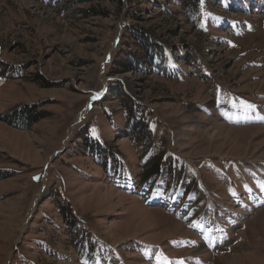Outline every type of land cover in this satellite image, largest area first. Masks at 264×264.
Wrapping results in <instances>:
<instances>
[{
  "label": "rangeland",
  "instance_id": "374dc122",
  "mask_svg": "<svg viewBox=\"0 0 264 264\" xmlns=\"http://www.w3.org/2000/svg\"><path fill=\"white\" fill-rule=\"evenodd\" d=\"M176 3L0 0V264H264V0Z\"/></svg>",
  "mask_w": 264,
  "mask_h": 264
},
{
  "label": "trees",
  "instance_id": "16d2710c",
  "mask_svg": "<svg viewBox=\"0 0 264 264\" xmlns=\"http://www.w3.org/2000/svg\"><path fill=\"white\" fill-rule=\"evenodd\" d=\"M171 1L174 2V0H171ZM175 1L177 2L176 4L178 5V7L181 10V13L187 18V21L196 25L199 23L201 17L206 14L205 10L215 8L216 4H218L222 0H175ZM145 54H146V52H145ZM147 55H149L148 52H147ZM143 58H145V60H147L146 59L147 56L143 57ZM127 72H129V71H127ZM124 108H126V104H124ZM33 109L34 108L31 107L29 109L28 108L27 109H20L19 111H17V113H21V114L24 113V115H25L24 116V123H26L25 124L26 126H33L40 119L47 117V113H44L41 111L36 112ZM126 110L128 112L127 108H126ZM133 110L134 109L132 108L128 112V125H129V127H133L134 131L138 135L140 133H143V131H145L146 125L144 124L145 122L143 121V119L141 120L140 118H138V120H134L135 115L133 116V118H131L129 116V115L133 114V113H131V111H133ZM30 114H33V116H31Z\"/></svg>",
  "mask_w": 264,
  "mask_h": 264
},
{
  "label": "snow or ice",
  "instance_id": "6c2138e0",
  "mask_svg": "<svg viewBox=\"0 0 264 264\" xmlns=\"http://www.w3.org/2000/svg\"><path fill=\"white\" fill-rule=\"evenodd\" d=\"M233 107H237V105L235 103H233L232 105ZM240 108L244 109L245 111H254L255 110V105H252L248 102H245V101H241L240 102V105H239ZM34 179H39V177H35Z\"/></svg>",
  "mask_w": 264,
  "mask_h": 264
},
{
  "label": "bare ground",
  "instance_id": "6f19581e",
  "mask_svg": "<svg viewBox=\"0 0 264 264\" xmlns=\"http://www.w3.org/2000/svg\"><path fill=\"white\" fill-rule=\"evenodd\" d=\"M226 244V243H225Z\"/></svg>",
  "mask_w": 264,
  "mask_h": 264
}]
</instances>
